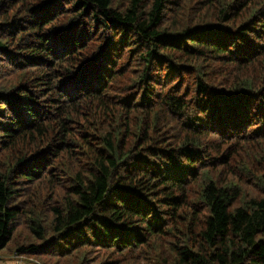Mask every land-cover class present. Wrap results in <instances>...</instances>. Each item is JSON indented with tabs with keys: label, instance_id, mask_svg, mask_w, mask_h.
Returning a JSON list of instances; mask_svg holds the SVG:
<instances>
[{
	"label": "trees",
	"instance_id": "obj_1",
	"mask_svg": "<svg viewBox=\"0 0 264 264\" xmlns=\"http://www.w3.org/2000/svg\"><path fill=\"white\" fill-rule=\"evenodd\" d=\"M3 252L264 264V0H0Z\"/></svg>",
	"mask_w": 264,
	"mask_h": 264
},
{
	"label": "rangeland",
	"instance_id": "obj_2",
	"mask_svg": "<svg viewBox=\"0 0 264 264\" xmlns=\"http://www.w3.org/2000/svg\"><path fill=\"white\" fill-rule=\"evenodd\" d=\"M102 254H106V252L101 251L98 256L95 255L96 258L100 257ZM14 253L3 252L0 254V264H17V257H14ZM106 259H103L102 261H105ZM23 262H29L31 261H23ZM35 264V263H32Z\"/></svg>",
	"mask_w": 264,
	"mask_h": 264
}]
</instances>
